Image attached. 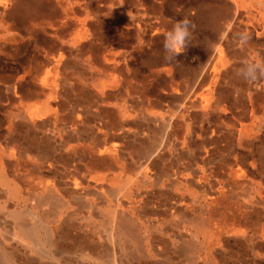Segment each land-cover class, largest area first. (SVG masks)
<instances>
[{
    "label": "rangeland",
    "instance_id": "1",
    "mask_svg": "<svg viewBox=\"0 0 264 264\" xmlns=\"http://www.w3.org/2000/svg\"><path fill=\"white\" fill-rule=\"evenodd\" d=\"M244 60L264 0H0V264H264Z\"/></svg>",
    "mask_w": 264,
    "mask_h": 264
},
{
    "label": "clouds",
    "instance_id": "2",
    "mask_svg": "<svg viewBox=\"0 0 264 264\" xmlns=\"http://www.w3.org/2000/svg\"><path fill=\"white\" fill-rule=\"evenodd\" d=\"M195 29V24L187 17L174 23L171 30L167 31L164 40L165 59L172 60L185 51L191 43L192 30ZM250 37L247 33L240 36V43L246 45ZM242 79L247 82H256L264 78V61L244 60L242 67L237 73Z\"/></svg>",
    "mask_w": 264,
    "mask_h": 264
},
{
    "label": "bare ground",
    "instance_id": "3",
    "mask_svg": "<svg viewBox=\"0 0 264 264\" xmlns=\"http://www.w3.org/2000/svg\"><path fill=\"white\" fill-rule=\"evenodd\" d=\"M13 235H14V239H17L18 241H20V240H22V237H21V233H20V231L18 232V231H13ZM114 235V234H113ZM111 238H112V236H111ZM115 244V243H114ZM2 264H10L9 263V261L6 259V258H4V262L2 263Z\"/></svg>",
    "mask_w": 264,
    "mask_h": 264
},
{
    "label": "crops",
    "instance_id": "4",
    "mask_svg": "<svg viewBox=\"0 0 264 264\" xmlns=\"http://www.w3.org/2000/svg\"><path fill=\"white\" fill-rule=\"evenodd\" d=\"M235 175L236 176H238V177H240L241 176V171L240 170H236L235 171ZM212 203L214 202V201H211ZM213 206V205H212ZM211 242H212V244H213V241L211 240Z\"/></svg>",
    "mask_w": 264,
    "mask_h": 264
}]
</instances>
